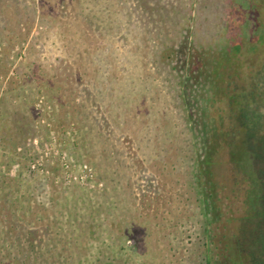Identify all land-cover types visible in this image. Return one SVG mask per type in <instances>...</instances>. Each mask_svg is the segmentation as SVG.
I'll return each mask as SVG.
<instances>
[{"label":"rangeland","instance_id":"1","mask_svg":"<svg viewBox=\"0 0 264 264\" xmlns=\"http://www.w3.org/2000/svg\"><path fill=\"white\" fill-rule=\"evenodd\" d=\"M5 1L0 137L10 141L0 138V168L6 186L29 192L20 200L28 229L39 234L34 240L55 247L31 261L18 253L16 261L51 255L53 264H191L180 263L171 244L187 220L199 232L197 201L185 173L156 157L160 140L173 141L183 116L175 82L184 67L199 87L187 91L192 115L205 123L213 96V106L225 108L234 125L233 145L225 155L219 151L213 179L223 186L217 230L234 264H264V0H161L191 15L190 51L171 61L160 51L175 38L171 26L181 16L166 19L158 36L161 23H147L143 34L136 11L128 21L119 15L114 26L101 19L84 25L60 0ZM234 41L240 47L231 55ZM13 80L20 91L11 89ZM214 81L223 91L219 100ZM114 158L123 163L119 169Z\"/></svg>","mask_w":264,"mask_h":264},{"label":"trees","instance_id":"2","mask_svg":"<svg viewBox=\"0 0 264 264\" xmlns=\"http://www.w3.org/2000/svg\"><path fill=\"white\" fill-rule=\"evenodd\" d=\"M1 1L0 13L3 11L5 14L7 12V5H5L6 1L0 0V2ZM115 1L116 4L111 0H60L62 4H68L77 10V18L81 19L84 25L90 23L93 19H101L104 21L105 26H114L121 21L119 15H125V19L128 21L136 11V13L138 12L140 14L143 22V34L149 30L146 26L147 23L150 24L149 26L159 25L161 23L158 36H162L164 33L161 27L166 19L171 18L172 21H175L173 20L174 17L179 18L181 16L182 19L179 22H173V26H171L174 28L175 38H172L167 43H164L165 41L161 40L165 46H163L160 52L162 58L171 61L172 58L176 59L177 55L184 56L187 51H190L189 49H186V47H188V44L190 43V37L188 38V23L191 15L186 12L187 10H184L185 7L173 8L168 2L162 4L161 0H131L136 8V10H134L129 9L130 7L126 6V3H128L127 0H124L122 3L121 0ZM191 2L195 4L199 2V0H191ZM231 19L234 18L232 17ZM167 33L168 32L165 34L167 35ZM239 47L240 43L234 41L231 45V55L236 54ZM188 56L190 57V54ZM182 61L183 63L186 62V60ZM180 68L181 74L180 76L176 74L175 82L179 90L178 92L176 90L175 95L178 96L176 99H179L180 101L178 102V105L180 104L182 107L180 111H182L183 116L177 121L176 130L177 134H181L182 137L178 138L176 134L172 141L173 143L169 141L172 146L169 142L165 140L163 141V139L160 140L156 157H158L157 162H170L169 164H171L172 168L176 169L177 172L180 174L185 173L188 182L187 185L192 188L197 201L198 212L196 214L201 218L202 221L200 223L202 225L200 226L199 232L196 234L192 232L194 224L190 223L189 220H187L188 222H183L182 225L184 226L174 236L175 242H172L171 250L178 255L180 263L186 258L191 264H234L232 252L226 249V243L224 242L226 236L224 233L217 230L220 218V198L218 192L223 186L221 183L214 182L213 180L216 174V166L219 165V151L225 155L226 148H229L234 141L229 133L234 129V125H232L233 122L226 121L227 119L224 117L225 108L221 107L217 110L213 106V104L216 103L212 100L213 96H211L209 103L206 104V111L208 113L207 121L205 123H199V121L192 115L191 107L188 105L191 92L196 91L199 87L197 88L195 84L192 83L191 73L184 67ZM174 69H177L176 65L173 70ZM216 75V72H214L213 76L215 77L213 80H217ZM26 82V78L23 79L22 83ZM10 83L12 84L11 89L14 90L19 89L22 85L20 84L19 88H17L16 81L13 80ZM45 83L46 81L44 84ZM214 83L215 85H213L214 90L212 94L216 95V98L219 100L223 97V91H220L221 86L216 84L215 81ZM41 86H43V84ZM105 87L109 88L108 81L106 82ZM97 89L99 90V88ZM123 90L120 91L123 92ZM187 91H189L190 95L187 94ZM126 92L132 99L135 98L136 95H132L133 93L130 88H128ZM175 95L173 96V101L175 100ZM172 107H174V104L171 102V108ZM173 113H175V111ZM125 124L126 121L123 120L121 125ZM200 125L204 126V128H200ZM1 135L2 137L0 138H3V141L6 139L10 141V138L7 137L4 139L5 136H3L2 133ZM140 139L139 136L135 139V142L138 143V146L137 144L136 146L139 147V149H141V143L139 144ZM106 160L108 159L104 156V165H110ZM113 160H116V158ZM116 162L117 169L120 168V165L123 166V163L120 160H116ZM2 172L3 171L0 168V199L2 200L0 201V239L3 240V243H0V264H22L16 261V254L19 253L26 259H30L32 255L33 258H36L37 255L41 254L44 247L46 250L45 254H48L49 251L53 250L55 247L53 246V248L51 246L52 248H48L45 242L42 243L43 240L41 241V238L37 241L34 240L39 234H37L35 230L30 231V229H28L27 226L31 224L25 215L27 206H24V203L21 202L23 199L20 200L21 198L26 197L29 192H21L18 188L11 189L9 186H6L3 181L4 177ZM6 177L7 176H5L4 179H6ZM16 211L19 213V221H14ZM114 219L115 218L111 217L110 223L120 222L119 220L113 222ZM225 221L227 222V218H225ZM186 223H190V227L187 226ZM127 229H125V231ZM130 230L131 233H134L138 231V228L131 227ZM127 234H123L122 236H125L126 239ZM130 236L135 242L137 241L136 236L133 234ZM125 239L122 241L123 244L120 251L124 250L126 252L127 245H125ZM186 241H189L188 244H190V246L185 244ZM178 244H182L181 247H179ZM184 251L187 253H182ZM34 261L35 260L33 259L32 264H53V258L51 255L47 256L46 259L45 257H42L41 261ZM63 264H71V262L64 261ZM92 264L105 263L95 259Z\"/></svg>","mask_w":264,"mask_h":264}]
</instances>
